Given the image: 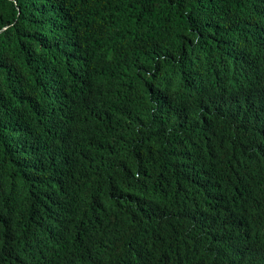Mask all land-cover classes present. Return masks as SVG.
<instances>
[{
	"label": "trees",
	"instance_id": "1",
	"mask_svg": "<svg viewBox=\"0 0 264 264\" xmlns=\"http://www.w3.org/2000/svg\"><path fill=\"white\" fill-rule=\"evenodd\" d=\"M0 264H264V0H0Z\"/></svg>",
	"mask_w": 264,
	"mask_h": 264
}]
</instances>
